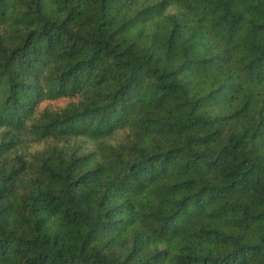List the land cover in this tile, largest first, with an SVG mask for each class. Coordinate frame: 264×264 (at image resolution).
Instances as JSON below:
<instances>
[{
	"label": "trees",
	"instance_id": "trees-1",
	"mask_svg": "<svg viewBox=\"0 0 264 264\" xmlns=\"http://www.w3.org/2000/svg\"><path fill=\"white\" fill-rule=\"evenodd\" d=\"M0 264H264V0H0Z\"/></svg>",
	"mask_w": 264,
	"mask_h": 264
},
{
	"label": "rangeland",
	"instance_id": "rangeland-1",
	"mask_svg": "<svg viewBox=\"0 0 264 264\" xmlns=\"http://www.w3.org/2000/svg\"><path fill=\"white\" fill-rule=\"evenodd\" d=\"M43 149V145H33L28 149H25V152L27 153H34V152H38L40 150Z\"/></svg>",
	"mask_w": 264,
	"mask_h": 264
}]
</instances>
